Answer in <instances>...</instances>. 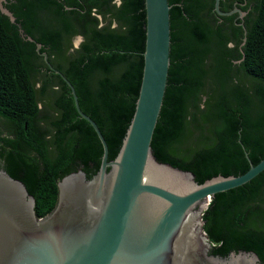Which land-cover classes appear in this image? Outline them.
Instances as JSON below:
<instances>
[{
	"label": "trees",
	"instance_id": "16d2710c",
	"mask_svg": "<svg viewBox=\"0 0 264 264\" xmlns=\"http://www.w3.org/2000/svg\"><path fill=\"white\" fill-rule=\"evenodd\" d=\"M119 1L17 0L9 5L15 24L0 11V118L9 136L0 131V157L12 167H25V176L7 170L35 197L38 218L55 209L64 177L82 170L92 179L98 173L103 147L79 116L70 87L54 72L43 92L47 84L58 83L59 116L51 130L39 127L32 73L49 64L37 45L74 86L82 111L98 124L114 160L135 113L146 47L145 0ZM169 2L171 66L154 154L160 162L193 172L200 184L218 175H243L251 162L264 159V0H248L253 5L245 21L238 13L220 16L215 0ZM232 8L230 0H221L222 11ZM238 8L247 10L239 3ZM79 35L81 46L69 52ZM25 146L42 165L22 152ZM203 220L212 254L253 251L264 264V172L217 194Z\"/></svg>",
	"mask_w": 264,
	"mask_h": 264
},
{
	"label": "water",
	"instance_id": "95a60500",
	"mask_svg": "<svg viewBox=\"0 0 264 264\" xmlns=\"http://www.w3.org/2000/svg\"><path fill=\"white\" fill-rule=\"evenodd\" d=\"M4 2L0 11L15 24ZM145 10L142 84L119 153L109 160L101 129L82 111L74 86L56 70L70 87L79 116L100 139L101 166L92 179L82 170L64 177L57 205L44 218L37 217L36 199L25 183L0 168V264H263L253 251L212 254L203 216L217 194L264 172V159L251 162L243 175H218L200 184L193 172L160 162L154 154L171 66V6L169 0H145ZM215 11L220 16L238 13L239 19L248 14L239 8L222 11L221 0H215ZM243 27L245 45L248 31ZM41 49L38 44V53L53 68Z\"/></svg>",
	"mask_w": 264,
	"mask_h": 264
},
{
	"label": "flooded vegetation",
	"instance_id": "af4514ba",
	"mask_svg": "<svg viewBox=\"0 0 264 264\" xmlns=\"http://www.w3.org/2000/svg\"><path fill=\"white\" fill-rule=\"evenodd\" d=\"M239 1L240 0H230V3L234 5V8H232V10H234L235 8H238V3L241 5V7H247L246 12H248V14L244 17V21H245L246 19L249 18V13L251 12V7H252L253 3L251 2L249 4L248 0L243 1V2H241V1L239 2ZM119 2L120 1L117 0V3H119ZM16 4H17V0H8L7 3L5 4V7L7 9H9V5L14 7ZM249 5H250V7H249ZM9 11H11V10L9 9ZM14 17H15V15H14ZM16 22H17V20H16ZM21 26H22V24H21ZM78 38H82V41L79 44V46L75 45V42H74ZM83 40H84V38L82 36H80V35L75 36L72 39V45H71L69 52L70 51L74 52L76 49H78L81 46ZM52 58L55 59L54 56H52ZM51 65L53 68H51L50 66L48 68L47 67H41V68H39L40 69L39 73H32V84L34 85V89L36 91L37 103L39 105V110H40V113L38 116V125H39V127L43 128L42 130H44L45 128L48 130H51L53 128L52 123L54 121H56V119L59 116V111H58V107L56 104V96H57L58 91L60 90V86L58 85V83H55V82H53L52 85L47 84V88L45 89V92H43L44 85H45L44 82L48 80V77H47L48 74L52 73V72L56 73L55 71L57 70L52 63H51ZM41 104H42L43 108L41 107ZM0 124L5 129V131H1L3 133L2 136H8L7 122L3 118H0ZM10 137L13 138L12 136H10ZM51 139H52V135L49 134L46 136V140L49 142L48 143V150H49L50 154L52 156H54L55 155V148L53 147L52 143L50 142ZM27 141H28V137H26V139H23V142L25 145L27 144ZM22 150H23L22 151L23 153H28V155H30V157L36 159V161H37V163H39V165H42V160L36 152L28 150L27 146H25ZM8 166L10 167L11 173L19 175V176L20 175H24V176L26 175L25 167H23L22 165H14L12 167L11 165L6 164L4 159L2 157H0V168H2L8 172V170H7Z\"/></svg>",
	"mask_w": 264,
	"mask_h": 264
},
{
	"label": "rangeland",
	"instance_id": "374dc122",
	"mask_svg": "<svg viewBox=\"0 0 264 264\" xmlns=\"http://www.w3.org/2000/svg\"><path fill=\"white\" fill-rule=\"evenodd\" d=\"M7 1L8 0H5L4 7H5V4L7 3ZM116 27H117V24H114L113 28H116ZM74 42H75V45H76V43H77L76 40ZM77 46H79V45H77ZM41 107L43 108L42 104H41ZM0 131H5L4 127L1 124H0Z\"/></svg>",
	"mask_w": 264,
	"mask_h": 264
}]
</instances>
